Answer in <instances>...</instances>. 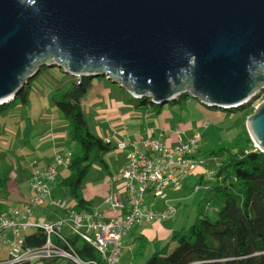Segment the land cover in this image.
<instances>
[{"label":"water","instance_id":"1","mask_svg":"<svg viewBox=\"0 0 264 264\" xmlns=\"http://www.w3.org/2000/svg\"><path fill=\"white\" fill-rule=\"evenodd\" d=\"M49 63L229 112L264 91V0H0V107ZM247 131L264 153V103Z\"/></svg>","mask_w":264,"mask_h":264},{"label":"trees","instance_id":"2","mask_svg":"<svg viewBox=\"0 0 264 264\" xmlns=\"http://www.w3.org/2000/svg\"><path fill=\"white\" fill-rule=\"evenodd\" d=\"M54 65L56 64L49 63L45 68L51 69L50 67ZM55 68L48 71L52 75L61 76L64 82L61 83L62 88L56 89L52 94V101L54 102L56 111L61 114L64 121L68 124L69 139L78 145V150L76 153H73L72 163L68 168L69 176L61 179L60 184L67 189L70 197L77 202V207L91 212V203L80 196L82 184L92 165L90 157L95 154L96 160L104 163L103 157L107 152L112 151V145L110 142H105L103 139L96 137L90 131L88 121L83 112V99L90 89L94 87L93 78L90 76L80 79L74 78L65 69L58 68L63 70L61 73ZM94 75L97 78L102 77L100 73H94ZM30 89V85H27L14 103L27 105L30 98ZM187 95L199 100L191 92L184 91L180 95L167 100L169 103L166 104H171L172 106L178 105L180 107L187 105V103L188 105H193V101L188 102ZM133 99L139 101L138 108H149L150 104L146 100L151 99ZM199 102L201 106H205L209 111L219 110L227 112L228 109L225 107L223 109H217L212 106H207L204 101L199 100ZM12 105L13 103L11 105L1 106L0 114L6 110L7 106ZM164 105L161 106V103H158L156 108H154V104L150 106L151 110L159 115L165 111ZM230 110L229 112H236L233 108ZM249 112L250 110L247 108L244 110L243 115L247 116ZM223 114L225 113H222L221 116L225 117ZM246 119L245 117L244 122ZM201 140L202 137L199 141L200 148ZM200 148L194 160L204 161V163L198 165L196 170L199 166H207L208 157H214L217 160L218 166L212 178H208L210 180L206 183H203V178H201L198 182L199 185L193 191L195 193L200 192L202 189L207 192L210 190L213 191V203L216 207V214L213 219L207 215L199 214L189 229L173 232L169 244L161 251L153 254L147 260L146 264H264V153L255 148L245 126L243 135L237 141L219 145L208 156L199 154ZM139 150L142 153L140 148ZM150 152V150H146L143 153L150 155ZM116 175L111 176V182L117 180ZM8 181V178L0 173V192L7 188ZM212 183L218 186L213 187L211 185ZM198 187L200 189L196 191ZM165 193L166 191L160 198H163L166 195ZM4 201L0 197L1 214L5 212L4 210L6 208ZM166 202L167 200L165 204ZM34 230H36L34 233L25 235L23 239L22 248L25 251H39L47 247V236L45 233L40 229ZM67 241L71 243L80 259L85 261L99 260L98 253L88 244L80 242L75 237H71ZM59 242L55 241L58 246L69 250L66 243ZM6 247L8 248L7 245ZM8 254V260L4 262L0 261V264H7L12 260L9 248ZM14 264L73 263L67 259L56 258L54 260L48 259L32 262L21 261Z\"/></svg>","mask_w":264,"mask_h":264},{"label":"rangeland","instance_id":"3","mask_svg":"<svg viewBox=\"0 0 264 264\" xmlns=\"http://www.w3.org/2000/svg\"><path fill=\"white\" fill-rule=\"evenodd\" d=\"M41 69L42 71L40 73H37L30 79L31 91L29 101L32 104L34 117L41 118L42 116H44L45 118L43 119L45 120L46 118L49 119L51 117L50 110L52 109V107L53 109H55L54 102L52 101V94L56 89L62 88L61 83L64 81L62 80L61 76L50 74L48 70H53L52 68L49 69L42 67ZM55 69L61 73L63 72V70L61 69ZM72 77L78 78L76 76ZM93 82V89H90V91L83 99V106L85 107L83 112L88 121L90 131L96 137L103 139L105 142H110L112 145V151L105 154V156L103 157L104 163L96 160L95 154L91 155L90 162L92 163V165L80 190V196L83 198H86L88 195L92 194L94 190L97 189V187L104 186L106 183H108V180L111 181V176H115L117 174L118 170L124 162L125 156L123 155V152L118 149L119 140L116 137L112 139L113 133L127 131V135H129L127 137H133L135 139V135H138L139 133H141V131L146 129L147 126L150 127V125H152V123L154 124L155 122L160 125V123L165 120L171 121L172 123L175 121L176 124H178V126H176L177 129L180 128L179 125L181 124H192L191 129H188L186 133L188 136H192L194 132H197L194 135L201 134V136H203L200 142L201 152L204 156H208L210 152L215 150L219 145L237 141L239 137L243 135L244 126L247 129L248 117L253 115L254 112L259 109L260 106L264 103L263 91L261 92V94L257 93L256 96L250 99L246 104L237 107V109H235L236 112L234 113L215 110L210 112V114L214 115V117L206 119V117L203 116L205 115V112L209 113V111H204L207 110L206 107L201 106L199 100L194 99L190 95H187L188 102L193 101V105H188L187 103V105L180 107L178 105L172 106L171 104H165L164 112H167V114L163 115L162 113V115L160 116L158 114L155 115L153 110H151L150 105H152V103L150 100H146L150 104L148 108L150 113H148L146 109H140L141 107L138 108L137 105L139 104V101H135L129 94V92L119 84H114L105 77L93 78ZM100 82L104 84V89L99 87L101 84ZM92 90H94L95 93H92ZM89 97L91 101L89 100ZM99 100H101V102H99ZM101 103L104 104V108L106 109H112L113 105L115 107V111L100 112ZM21 108L24 107L21 106L19 107V109H17V104L13 103L12 106H7L6 110L0 114V131H3V133H0V142L2 148V141L15 143V149L19 148L18 138H14L12 136V131L5 123L9 122L8 125L10 126L12 122L21 121L18 119V115L21 113L18 110H21ZM154 108H156V105H154ZM195 108L203 110H200L201 113H197V111H194ZM247 108L250 110V112L247 116H245L243 115V112ZM11 112L13 113L12 116L16 119L15 121L6 120V113ZM222 113H225L223 114L225 115V117L219 119ZM20 115L22 117V114ZM131 116L132 118H134V120L131 119L132 122H130ZM245 117L247 119L244 122ZM200 121L203 122H201L200 127H198L197 124ZM205 122H208L206 123L207 125H205L206 129L208 128L206 131H204V129L202 128ZM58 124L59 125L57 131H61V128L66 124V122L58 121ZM130 125L132 127L127 130V127ZM54 130L52 129V131ZM64 132H66L67 134L66 142L60 143L59 146L70 149L73 153H76V151L78 150V145L69 139L67 124L66 128L64 127ZM31 144L32 143L29 142V146L27 149L33 151L34 146H30ZM207 159L208 161L206 167L199 166V168L203 170V174L206 173V180H208V171H214L216 165V159L214 157H208ZM202 162L204 163V161ZM62 173H64L62 174V176L64 177L69 174L68 171H64ZM199 173L201 172L198 171L197 174L189 173L187 175L180 176L179 183L181 185V188L177 190L173 189V191L171 190L170 192L167 191L165 193L166 195L163 198H148L149 202L155 203V209L157 211L162 210V208L165 209L163 204L165 199L174 201V203H172L171 205H174L177 208V214L174 215L171 219L161 222L162 224H166L167 229H175V231L182 228L189 229L194 224L199 214L205 216L208 215L213 219L212 212L211 210L209 211V207L213 205V191L207 192L204 189H202L198 193H195L193 191L194 188L199 185L197 184L199 179L201 178V175H199ZM209 174V177H211V173ZM58 182L54 183L51 187V190L53 192L55 190L59 191L56 199L66 202L68 208L76 207L79 211H83L84 209L77 207V202L70 197L67 189L62 187ZM211 185H213V187L218 186L214 183H212ZM168 194L170 195L167 196ZM182 219L184 220L185 224H180ZM171 223L176 225V228H171ZM139 225L140 224H136L134 228ZM178 225H180L179 228H177ZM29 233H31V231ZM3 235L4 233L0 234V260L8 258V248L4 244ZM139 236L141 235L137 234V236H135L137 237L136 239L130 236L123 240V243L121 245V257L118 264H139L141 260L139 254L141 252H146L148 248L149 250H151V248H153L152 243H155L159 246L161 245L160 243H162V245L157 248L158 251H161L162 247H164L168 242V240H160L159 236H157L153 242L148 238H141ZM152 256L153 254H151L150 252L149 256L147 258H144V260L142 261L143 264H146L147 260Z\"/></svg>","mask_w":264,"mask_h":264},{"label":"built area","instance_id":"4","mask_svg":"<svg viewBox=\"0 0 264 264\" xmlns=\"http://www.w3.org/2000/svg\"><path fill=\"white\" fill-rule=\"evenodd\" d=\"M207 125V124H206ZM200 134L187 142L180 139L175 146L161 140L143 138L140 143L132 144L133 150L127 156V163L116 175L117 179L125 180V192L128 204L113 197H108L110 210L117 213L123 209L124 215L105 223L106 214L98 212L81 213L67 208V203L52 198L50 185L57 179L58 168L68 169L73 156L70 152L59 153L54 164L48 168L35 171L31 178L32 198L25 210L13 209L9 216L0 219V229L12 231L16 241H5L11 256L7 264L21 261H40L63 258L73 264H117L121 257L122 240L136 224L169 219L176 214V208L167 201L165 209L157 211L148 201L149 197L160 198L167 188L180 189V176L196 170L202 161H195L199 150ZM129 145L121 143L120 150ZM150 150L151 155L141 153L139 148ZM200 187L196 188L198 191ZM50 204L52 208L63 210L66 215L53 222H34V211ZM30 228L40 229L47 236V247L39 251H25L22 248L24 234ZM75 237L80 242L91 246L99 260H82L74 251L67 239ZM66 243L69 250L58 246L56 242Z\"/></svg>","mask_w":264,"mask_h":264},{"label":"crops","instance_id":"5","mask_svg":"<svg viewBox=\"0 0 264 264\" xmlns=\"http://www.w3.org/2000/svg\"><path fill=\"white\" fill-rule=\"evenodd\" d=\"M99 87L104 89L105 86L100 85ZM91 92L95 93L94 90H92ZM89 100L91 101L90 97H89ZM99 102H101V100H99ZM16 104H17V109H19V107L21 106L24 107V108H21V110H18L19 112H21L20 114H22V117L20 114L18 115V119L21 121L16 122L15 121L16 119L12 116L13 113L11 112V113H6L5 115V117L7 118L6 120H11V121L13 120L15 122H12L10 126L8 125L9 122H6L5 124L12 131V134H13L12 136L14 138L16 137L18 138L19 148L15 149L16 144L9 143V141L8 142L2 141V145H3V148H2L1 142H0V173L5 175L9 180L7 184V188L0 192V197L5 200L4 202L6 204V208L4 210L5 212L3 214L0 213V219L2 217L9 216L11 213V210L13 209H18V210L23 211L28 208L29 202L33 195L31 192L30 183H31L32 175L35 171L39 169H43V168H48L49 166L53 165L54 159L59 153L62 154L64 152H70L73 156V152L70 149L59 146L60 143L66 142L67 134L66 132H64V127L66 128L67 122L65 121L66 124L61 128L62 129L61 131H57V128L59 125L58 121L63 122L64 119L61 116V114H59L56 111V108L53 109L51 105L52 107V109L50 110L51 117L49 119L46 118L44 120L43 119L45 118L44 116H42L41 118L34 117L33 110H32V104L30 103V101L27 105H22L20 103H16ZM84 108L85 107L83 106V110ZM146 110L148 111V113H150L149 109H146ZM200 110H203V109L195 108L194 111H197V113H201ZM113 111H115V107L113 105H112V109H106L104 108V104L101 103L100 112H113ZM204 111H209V110H204ZM210 112L212 111H209V113L205 112L204 113L205 115L203 116H205L206 119L214 117V115H211ZM166 114L167 112H163V115H166ZM159 115L161 116L162 114H159ZM116 117H119V116H116ZM222 118L223 116H220L219 119H222ZM131 119L134 120L132 116L130 117V122H132ZM201 122L203 121H200L197 124L198 127H200ZM206 123L208 122H205L202 127L204 131L208 129V128L206 129V126H205ZM176 126H178V124H176L175 121L172 123L171 121L165 120V121H162L160 125L157 124V122H155L154 124L152 123L150 127L147 126V128L141 131V133H139L138 135H135V139L133 137L128 138L127 136L129 135H127L128 134L127 131L120 132V133H113L112 139H114L115 137L118 138L119 140L118 146L121 143L129 145L127 149L120 150L123 152V155L125 156L124 162L122 166L120 167V169L123 168L125 164L127 163V156L131 152V150H133L132 144L140 143V141L143 138H147L151 140H161L162 142L172 146V145H175L178 141H180V139L186 142L189 138H192L195 133H197V132H194L192 136L187 135L186 132L188 129H191L192 124H189V125L181 124L179 125L180 128L178 129ZM131 127H132L131 125L128 126L127 130H129ZM52 129L53 130L55 129V130L52 131ZM67 130H68V124H67ZM0 133H3V131H0ZM201 137L203 138V136ZM29 142L32 143L30 146L32 145L34 146L33 151H30L29 149H27L29 146ZM140 149L142 152L146 151L144 148L140 147ZM200 153L202 154L201 148H200L199 154ZM217 166L218 165H217V160H216L214 171H208L209 173H211V177H209L210 174L208 173V178L210 179L212 178ZM57 171H58V178L54 182L51 183L50 191H51L52 198L55 201H60L56 199V196L59 194V191L55 190L53 192L51 190V187L54 183H57L58 180H59L58 183H61V179L68 177L69 174L65 177L62 176V174H64L62 172L68 171V169L66 168H58ZM198 171L201 172L199 173V175H201V178H203L202 179L203 183H206L207 181L210 180V179L206 180L204 178L206 173L203 174V170L200 168H198L194 172V174H197ZM107 182L108 183H106L104 186L97 187V189H95L92 194L84 198L85 200H87V202L91 203V206H90L92 209L91 212H98L100 214H106L107 217L104 220L105 223L109 222L111 219H114L116 217L121 219L125 213L123 209L118 210L117 213H114L113 211H111L109 205L107 204L108 197L114 196V198H116L117 200H121L125 204V206L128 204V198L125 192L126 181L117 179L112 182L108 180ZM171 190L173 191V188L169 187L166 189V192L167 191L170 192ZM169 195L170 194H168L167 196ZM166 200L167 199H165V201ZM165 201L163 202V204H165ZM167 201L170 204L174 203V201L170 199H168ZM150 204H153L154 209H155L156 207L155 203L150 202ZM209 208H210L209 211L211 210L212 216L214 217L216 214V207L214 203ZM68 209L75 210L81 213H90L85 209L83 211H79L76 207L68 208ZM162 210L164 209L162 208ZM65 215H66L65 211L52 208L50 204H46L42 208L35 209L33 221L41 222V223L53 222V221L58 220L59 218H63ZM162 221L163 220H159V221L155 220L154 222H142L140 223L139 226L135 228L133 227L134 229H132V231L126 237H124V239L130 236L136 239L137 237L135 236H137V234H140L141 236L139 237L148 238L153 242L155 238L159 236L160 240H168L167 242L168 244L169 241L171 240V236L173 232L185 229V228H182L176 231L175 229L174 230L167 229L166 224L161 223ZM180 224H185L183 219L181 220ZM175 226L176 225L172 224L171 228H176ZM179 226L180 225H178L177 228H179ZM30 231L31 233H29ZM35 231L36 230H34V228H30L27 231V233L24 234V236L30 235L34 233ZM1 233H4L3 235L4 243L5 241H9V242L16 241V238L14 237L12 231L0 230V234ZM152 244H153V248H151V250H149L148 248L146 252L144 253L141 252L139 254L141 258L139 264H143L142 261L144 260V258H147L149 256L150 252L151 254H155L159 252L157 248L160 247L162 243H160L161 244L160 246L155 243H152ZM166 245L162 247V249L165 248ZM8 258L2 259L0 261L2 262L7 261Z\"/></svg>","mask_w":264,"mask_h":264},{"label":"clouds","instance_id":"6","mask_svg":"<svg viewBox=\"0 0 264 264\" xmlns=\"http://www.w3.org/2000/svg\"><path fill=\"white\" fill-rule=\"evenodd\" d=\"M134 98V97H133Z\"/></svg>","mask_w":264,"mask_h":264}]
</instances>
